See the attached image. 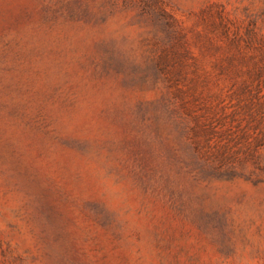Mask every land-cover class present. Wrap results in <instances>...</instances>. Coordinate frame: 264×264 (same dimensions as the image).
I'll return each mask as SVG.
<instances>
[{
    "label": "rangeland",
    "instance_id": "1",
    "mask_svg": "<svg viewBox=\"0 0 264 264\" xmlns=\"http://www.w3.org/2000/svg\"><path fill=\"white\" fill-rule=\"evenodd\" d=\"M0 264H264V0H0Z\"/></svg>",
    "mask_w": 264,
    "mask_h": 264
}]
</instances>
